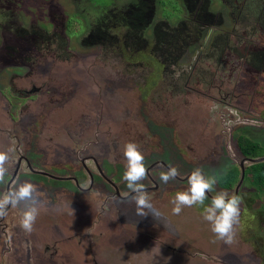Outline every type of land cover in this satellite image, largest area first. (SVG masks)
I'll list each match as a JSON object with an SVG mask.
<instances>
[{
	"label": "rangeland",
	"instance_id": "rangeland-1",
	"mask_svg": "<svg viewBox=\"0 0 264 264\" xmlns=\"http://www.w3.org/2000/svg\"><path fill=\"white\" fill-rule=\"evenodd\" d=\"M141 1L146 3L0 0V45L1 38L5 41L0 46V151L13 149L10 168L16 155H27L36 169L78 177L81 187L89 188L84 192L72 189V184L50 182L62 190H41L46 196L39 197L33 231L26 233L20 226L21 212L11 210L0 220V233L12 231L43 257L49 253L44 244L58 241L67 247L49 263L42 258L31 263V250L27 264H264V199L243 194L233 243L226 244L204 220L203 207L172 213L171 201L187 188L192 167L172 164L181 173L178 178L186 180H157V190L147 189V215H138L133 193L119 180L125 166L117 163L125 160L128 142L156 159L162 152H178L167 149L174 128L187 145L197 143L196 134L214 127L209 156L197 147L183 151L194 169L201 167L207 174H225L233 163L244 162L237 143L240 135L264 145V61L256 55L264 48L262 13L248 21L242 16L234 20L230 0ZM112 12L124 14L125 20L115 15L116 30L95 39L98 35L92 31L98 20ZM12 24L27 31L19 35ZM4 26L9 27L7 38ZM25 39L39 40L35 47L43 54L30 60L27 50L17 54L16 46L25 47ZM190 84L201 85L204 93L192 92ZM11 113L16 118L11 119ZM125 122L135 133L132 139L120 134ZM85 155L100 160L106 156L101 167L105 179L93 172L90 185L80 161ZM155 170L149 174L153 180ZM111 177L117 179L116 192ZM143 184L155 187L148 178ZM249 186L245 191L253 192ZM132 220L142 227L133 230L135 225L128 224Z\"/></svg>",
	"mask_w": 264,
	"mask_h": 264
},
{
	"label": "flooded vegetation",
	"instance_id": "flooded-vegetation-1",
	"mask_svg": "<svg viewBox=\"0 0 264 264\" xmlns=\"http://www.w3.org/2000/svg\"><path fill=\"white\" fill-rule=\"evenodd\" d=\"M230 1H231L230 7H231V10H232L231 16L233 17L234 20H236V18L238 19L239 16H242L248 21L249 19H253L256 13L258 15H260V13H262L260 15L262 17H260L259 21H262L261 18H264V0H230ZM225 3L227 4V1H225ZM149 9L151 11L152 7L148 8V12H149ZM250 24H253V23H250ZM0 26H2V25H0ZM4 27H5V32L3 33V35L6 36V38H7L9 36V27L8 26H4ZM12 27L14 29H16L15 27H17L16 32L17 33L19 32L18 33L19 35H21V34H23V32L27 31L23 27L16 26V24L15 25L12 24ZM263 27H264V25H263ZM16 37H18V36H16ZM6 38H5V40H6ZM33 38H35V37H33ZM47 38H49V37H46L45 40ZM1 40H2V42H1L0 46H2V44H4V42H5L2 38H1ZM63 40H64V38H63ZM37 43H39V40H37L35 43H33L31 41H26V39H25L24 42L21 43V45L23 44V45H26V46L25 47H20V44H18L16 46L18 51H16V53L17 54L18 53L26 54V53H23V51L27 50V52H28L27 56H29L28 60H30V58H32V57L36 58V57H38V56L43 54L42 51H39V50L36 49L35 46L37 45ZM46 44L47 43H45V45ZM126 45L128 47H132V45L129 44V43H126ZM12 49H14V48H12ZM263 54H264V48L261 49L256 55L261 58ZM261 60H262V58H261ZM263 61L264 60H262V62ZM166 63H169V62H166ZM210 83L211 82L209 81L206 84L209 86ZM189 87L192 90V92L196 91V92L204 93L201 85L190 84ZM31 91L36 93L38 91V89L36 87H34ZM201 99L204 101L206 98H201ZM91 105L95 106L96 105V100L91 101ZM95 107L97 108V105ZM211 107L213 108V105H211ZM10 117H11V119L12 118H16L14 113H11ZM160 121L164 122L163 119H161ZM165 121L166 122L170 121V120H168L167 116H165ZM161 125H163V124H161ZM163 126H165V125H163ZM158 128L159 127H156V129L154 131L155 132L159 131ZM174 131H175V134H174V136L172 138L171 143L167 145V149L170 150V148L172 147L174 150H176L178 152H176V153L175 152L174 153H169V152L163 153L162 152L161 154H159L160 158H157V159L153 157V154H152V156H145V163H146V166L148 168L147 178L149 179L150 184L155 185V187H153V186H149V188L145 187L146 190L149 189L148 191H152V189L157 190V188H158L157 186H159V183L161 181L160 180V173H161V171L166 170L169 164L170 165L173 164L175 166H190V167H192L194 169V167L191 165V160H188V157L186 155V153L189 151V150H186V148L195 150V148L197 147L199 152H203L207 156H209L210 149L212 150V146L210 144L212 143V139H213V138H211V133L215 134L214 127L210 128L208 131H203L202 136H201V133L196 134L195 136H196V139H197V143H194V142L191 143L190 142L187 145H185L184 142L180 139V132H176L175 128H174ZM40 133L42 134V133H44V131H40ZM120 134L128 135L130 139L134 138V136H135V133L133 131L129 130L128 127L126 126V122L123 123V126H122V128L120 130ZM175 135H177V136L175 137ZM240 136H243V134L240 135ZM239 137H238V139H239ZM40 138H41V136H40ZM75 138H76L75 139L76 143L82 144V142H80L77 137H75ZM56 139H59V136H56ZM175 139H176V141H175ZM237 143H238V140H237ZM27 144H29L28 140L26 141V143L24 145H27ZM35 145L38 146L39 144H35ZM201 149H203V150L201 151ZM226 149L229 152V154L232 155V146L229 143H227V142H226ZM224 150H225V147H224ZM17 151H19V150H17ZM25 151L26 150H24V152ZM38 151H40V149H38V150H36L34 152H38ZM183 151H186V153H183ZM239 151H240V149H239ZM58 152L61 154L60 150H58ZM84 152H85V149H84ZM16 157H17V161H16L15 164H12L11 168L9 167V164L7 165L8 169H9V172H8V175L5 177L6 183L5 184H0V194H3L4 192L16 187L19 183H22L25 180L32 182L34 185H37L36 188H37V191L39 193V197L40 198H42L43 195L46 196V192L45 191H41V190L46 189L47 187H52L54 192H59L58 191L59 189L62 190L60 185H50V182H54V181L56 183H61V184L66 185V186H70V184H72V189H74V187H75V188L80 189V190H82L84 192L89 190V188L88 189H83L81 187L80 180H79L78 177H71V176H69V177H58V176L52 174L51 170L50 171H48V170L40 171V170L36 169L31 164L32 162L30 161V159H29V157L27 155L18 154V155H16ZM105 157H104V159H105ZM159 159H163V161L159 160ZM243 159L244 160L248 159V157H244L243 156ZM103 160H100V158H97L94 155H91V156L85 155L80 160L81 161V166L84 169V173H86V175L88 176V178L90 180V185L93 184L94 177H95L93 172L94 173H98L102 178L105 179V176H104V174L101 171V169H102L101 167L104 164ZM108 160H110V159H108ZM117 163H120V164H122V166L123 165L125 166L126 165V159L125 160L119 159L117 161ZM237 164L238 165L233 163L232 166H231L232 168H229L225 172V174L223 173V171L218 172L217 170H215L213 172V173L218 174V183L215 186V189H217L219 191H221V190L228 191L229 193H233L234 192V193H237V194L241 195L242 197L244 196L243 194H245V193L253 194L255 196L256 195L255 194V190L256 189L254 187L249 186L250 183L245 181V175H244V179L241 180V178H242V168H241L242 167L241 166L242 165V161H241V163H237ZM243 165H244V170H245V173H246L247 167H249L251 164H250V162H248L246 160L243 163ZM233 166H236V167H233ZM153 168L156 169L155 170V174L156 175L158 174V176H157L158 179L156 177L155 180H153L151 177H149L150 171ZM234 168H236V170H239V178L237 180L236 185L234 187L232 186L229 189H227V188L224 189V188L220 187L219 186L220 178L227 177L229 174H231L233 172ZM190 173H191V171H190ZM206 174H207V171H206ZM122 179L123 178H120L119 180H122ZM179 179L180 178L177 177L175 180H179ZM106 180H107V177H106ZM157 180L159 181V183L157 182ZM181 180L182 181L186 180V178L185 179L182 178L179 181H181ZM108 181L115 188V192H116V190L119 189V187H118L119 185L118 186L115 185L116 184L115 182L117 181V179L114 178V177H111V179L108 178ZM239 184H240V186H239ZM246 184L249 187H251V189H253V192L245 191L246 188H248ZM237 187L239 189H237ZM116 195L118 196V193ZM208 195H209V199L208 200L211 201V196H212L211 193H209ZM250 196H248V198ZM256 197L258 198V200H261V201H263V199H264V198L260 199L257 195H256ZM245 198L246 197L244 196V200H245ZM250 208H251V206H250ZM11 210L21 212V214H22V206H17V207L9 206L8 209H7V214ZM254 214H255V216H258V213L255 212V211H254ZM262 214L264 216V208H263ZM262 214L260 213V217H262ZM7 216H4V217L0 218V220L5 219ZM130 223L135 225L133 227V230H136L135 227H142V225L140 223L138 224L136 222H133V220L128 222V224H130ZM45 237H46V235H45ZM59 243H58V241H53L50 244H44L47 247L46 251L49 250V251H47L49 253H48L47 257H43L42 254L39 253L40 251L36 250L35 245H33L31 242H30V244L22 243L20 241V238H18V236L15 235L12 231H10V232L3 231V233H0V258L3 259L2 264L3 263L4 264H27L26 255L27 254L29 255V253L32 250V255H30V259H29V261L31 263L37 262V260L39 258L44 259L46 263L53 262L56 259H52V257H54V256L55 257L56 256L59 257L60 256L59 252H61V254H63V250L67 248V247L62 246L61 243L60 244ZM59 245H60V247H59ZM3 246H5V248L1 249ZM62 257H63V259H65V258H68L69 255H65V256L63 255Z\"/></svg>",
	"mask_w": 264,
	"mask_h": 264
},
{
	"label": "clouds",
	"instance_id": "clouds-1",
	"mask_svg": "<svg viewBox=\"0 0 264 264\" xmlns=\"http://www.w3.org/2000/svg\"><path fill=\"white\" fill-rule=\"evenodd\" d=\"M12 151L13 149L0 151V184L6 183L5 177L9 172L7 164ZM123 156L126 159L123 180L133 193L131 200L136 205L135 212L138 215H147L145 209L148 207L149 197L143 184L148 175L145 155L137 143L128 142L124 146ZM180 175L178 168L169 164L166 170L161 171L160 180L167 184ZM217 183L218 174H206L201 167L193 169L187 175V188L177 191L171 201L174 205L172 213L179 215L184 207H203V218L210 224L213 234L226 244H231L235 236V226L239 221L243 197L234 192L215 191ZM214 191L215 194L211 196L210 203L205 204V201L209 199L208 194ZM40 203L36 186L25 180L0 194V218L7 215L9 206H22L20 226L26 233H31L40 212Z\"/></svg>",
	"mask_w": 264,
	"mask_h": 264
},
{
	"label": "trees",
	"instance_id": "trees-1",
	"mask_svg": "<svg viewBox=\"0 0 264 264\" xmlns=\"http://www.w3.org/2000/svg\"><path fill=\"white\" fill-rule=\"evenodd\" d=\"M140 2L141 4L146 3L142 2L141 0ZM139 13L140 12L137 10V13L134 15L135 19L139 16ZM115 15L117 16V20H119L120 22H123V20H125V17L123 16L124 14H116L114 12L107 14L102 19L98 20L97 30L92 31V34L98 35V37L95 39H100L108 35V33L111 32L113 29L116 30L115 26L112 27L114 21L113 18H115ZM261 58L262 60H264V54ZM238 147L240 149L241 154L244 157L248 158L260 157L262 156L261 153L264 150V145H261V143L256 142L245 135L239 137ZM238 178L239 170H233V172L227 177L220 178L219 186L224 189H229L232 186L234 187L237 183ZM245 181H248L250 183V186L256 189L255 194L261 199L264 196V162L258 164H251L249 167H247L245 173Z\"/></svg>",
	"mask_w": 264,
	"mask_h": 264
},
{
	"label": "water",
	"instance_id": "water-1",
	"mask_svg": "<svg viewBox=\"0 0 264 264\" xmlns=\"http://www.w3.org/2000/svg\"><path fill=\"white\" fill-rule=\"evenodd\" d=\"M248 161V162H250L251 164H258V163H262V162H264V157H256V158H248V159H245L244 160V162L245 161ZM243 162V163H244ZM243 163H242V178H241V180H243L244 179V175H245V170H244V165H243Z\"/></svg>",
	"mask_w": 264,
	"mask_h": 264
}]
</instances>
